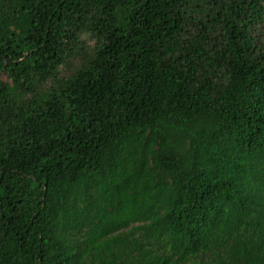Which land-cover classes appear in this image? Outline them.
Here are the masks:
<instances>
[{
  "label": "trees",
  "instance_id": "trees-1",
  "mask_svg": "<svg viewBox=\"0 0 264 264\" xmlns=\"http://www.w3.org/2000/svg\"><path fill=\"white\" fill-rule=\"evenodd\" d=\"M262 31L264 0H0V264H264Z\"/></svg>",
  "mask_w": 264,
  "mask_h": 264
},
{
  "label": "rangeland",
  "instance_id": "rangeland-1",
  "mask_svg": "<svg viewBox=\"0 0 264 264\" xmlns=\"http://www.w3.org/2000/svg\"><path fill=\"white\" fill-rule=\"evenodd\" d=\"M261 34L264 35V31H262ZM82 40H83V42L85 43V46H88V47H91V46L93 45V43H94V41L91 40V39H89L88 37H84ZM61 71H62V75H65V74L68 73V71H71V70H70V69L68 68V66H67L66 69H63V68H62Z\"/></svg>",
  "mask_w": 264,
  "mask_h": 264
}]
</instances>
